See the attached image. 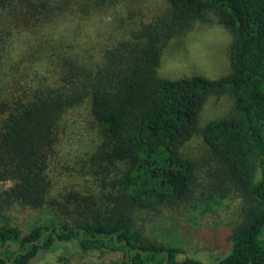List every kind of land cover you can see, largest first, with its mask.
I'll list each match as a JSON object with an SVG mask.
<instances>
[{
    "label": "trees",
    "instance_id": "obj_1",
    "mask_svg": "<svg viewBox=\"0 0 264 264\" xmlns=\"http://www.w3.org/2000/svg\"><path fill=\"white\" fill-rule=\"evenodd\" d=\"M208 15L230 36L228 74L161 77L167 44ZM225 94L228 114L199 124ZM4 181L0 264L70 244L112 264H264V0H0ZM225 204L219 258L186 256L183 237ZM12 210L33 213L25 231ZM167 211L170 231L150 225Z\"/></svg>",
    "mask_w": 264,
    "mask_h": 264
},
{
    "label": "rangeland",
    "instance_id": "obj_2",
    "mask_svg": "<svg viewBox=\"0 0 264 264\" xmlns=\"http://www.w3.org/2000/svg\"><path fill=\"white\" fill-rule=\"evenodd\" d=\"M154 2V3H153ZM153 8H159L161 3L153 1ZM207 18V12L204 13ZM208 24H196L187 35L171 40L164 48L159 64V75L168 79L188 78L201 76L206 79L216 80L229 72L227 48L230 41L229 34L216 24L212 15H208ZM25 39L15 40L11 48L20 49ZM14 54V53H13ZM4 67H7L6 65ZM5 71V68H4ZM10 75L9 67L6 72ZM231 108V101L225 94L216 98H207L199 119V124H205L228 114ZM189 153L199 156L202 152V145L199 137H194L186 145ZM11 186L10 181L0 182V189ZM233 205L225 204L215 216H207L197 222L195 228L197 233L184 236L181 246L185 249V255L199 259L204 262H213L221 255L219 240L220 230L229 227L235 218ZM12 225L26 230L32 212L23 215L17 214L15 210L8 214ZM169 211L163 217L155 219L150 225L159 230H171ZM149 226V225H148ZM195 238L191 240V238ZM78 250L74 245H62L51 253L40 254L32 264H52L57 256L69 257L68 264H112L114 257L106 253L94 252L92 254L78 256Z\"/></svg>",
    "mask_w": 264,
    "mask_h": 264
}]
</instances>
